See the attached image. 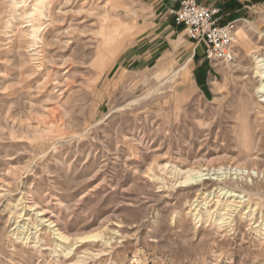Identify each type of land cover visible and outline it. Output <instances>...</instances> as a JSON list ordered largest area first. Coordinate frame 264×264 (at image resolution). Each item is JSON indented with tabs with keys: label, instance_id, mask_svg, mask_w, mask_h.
<instances>
[{
	"label": "rangeland",
	"instance_id": "374dc122",
	"mask_svg": "<svg viewBox=\"0 0 264 264\" xmlns=\"http://www.w3.org/2000/svg\"><path fill=\"white\" fill-rule=\"evenodd\" d=\"M234 1L202 87L133 62L143 2L0 0V264H264V0Z\"/></svg>",
	"mask_w": 264,
	"mask_h": 264
},
{
	"label": "crops",
	"instance_id": "0c3cea01",
	"mask_svg": "<svg viewBox=\"0 0 264 264\" xmlns=\"http://www.w3.org/2000/svg\"><path fill=\"white\" fill-rule=\"evenodd\" d=\"M143 2L150 9V17L145 23L146 29L141 36V41L136 43L137 51L134 54L133 62H148L153 58L160 59L161 62L174 61L179 57V61H184V68L191 73L194 83L200 84L199 74L204 75L216 68V63H210L205 56V46L190 40L183 27L174 23L173 12L176 11L183 0H137ZM203 6L212 5L218 8V25L228 24L230 19L224 18L223 12L235 6H240L234 0H196ZM241 8V7H240ZM230 17L229 13H226ZM148 33V34H147ZM147 34V35H146ZM146 35V36H145ZM173 59V60H172ZM183 59V60H182ZM208 62V63H207ZM178 75V72L176 76ZM212 82V80H210ZM208 83V81H207ZM200 86H204L200 84Z\"/></svg>",
	"mask_w": 264,
	"mask_h": 264
},
{
	"label": "built area",
	"instance_id": "2783aa9c",
	"mask_svg": "<svg viewBox=\"0 0 264 264\" xmlns=\"http://www.w3.org/2000/svg\"><path fill=\"white\" fill-rule=\"evenodd\" d=\"M218 13L215 6H203L196 0H183L172 14L174 23L184 28L190 40L205 46L207 60L229 63L233 59L235 26L234 23L218 25Z\"/></svg>",
	"mask_w": 264,
	"mask_h": 264
},
{
	"label": "bare ground",
	"instance_id": "6f19581e",
	"mask_svg": "<svg viewBox=\"0 0 264 264\" xmlns=\"http://www.w3.org/2000/svg\"><path fill=\"white\" fill-rule=\"evenodd\" d=\"M235 35V34H234ZM255 52L254 54H257L259 55L260 54V51L258 48H255L253 49ZM255 67H254V70H255V74H259L260 76V79H259V83L258 85L256 86V89H255V93L259 96L261 100V103H264V58L263 57H260V56H257L255 58ZM54 120V119H53ZM51 123V122H50ZM53 123V122H52ZM48 124V123H47ZM55 124V122H54ZM174 176L176 177V180H175V183H179L181 185H184V184H187L189 182H192L193 179H202L204 176H206L205 174H202L201 171H195L193 169L191 170H188V171H185L184 173H175ZM231 197L233 198H237V199H241L240 197L236 196V195H232ZM226 206V205H225ZM228 207H230V209L232 207L236 208L235 205H229ZM31 209V208H30ZM13 213V212H12ZM39 215V216H42L43 217V214L42 213H37L36 216ZM222 220V219H221ZM42 222H47L49 223V226L52 225L53 223L50 222V220L48 221H45L44 219H42ZM51 227V226H50ZM53 227V225H52ZM51 227V228H52ZM55 226L53 227V232L54 234L58 237V239L62 242H68L70 239L68 236H66L65 234H63L62 232H60L58 229H54ZM99 235H93L92 237L93 238H96L98 237Z\"/></svg>",
	"mask_w": 264,
	"mask_h": 264
}]
</instances>
